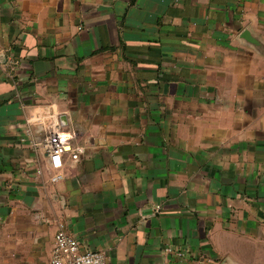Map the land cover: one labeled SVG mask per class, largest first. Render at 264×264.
I'll use <instances>...</instances> for the list:
<instances>
[{
	"label": "crops",
	"instance_id": "0c3cea01",
	"mask_svg": "<svg viewBox=\"0 0 264 264\" xmlns=\"http://www.w3.org/2000/svg\"><path fill=\"white\" fill-rule=\"evenodd\" d=\"M61 225L107 264H264V0H0V264Z\"/></svg>",
	"mask_w": 264,
	"mask_h": 264
},
{
	"label": "built area",
	"instance_id": "2783aa9c",
	"mask_svg": "<svg viewBox=\"0 0 264 264\" xmlns=\"http://www.w3.org/2000/svg\"><path fill=\"white\" fill-rule=\"evenodd\" d=\"M68 140L59 130L52 131L46 139L45 145L50 166L56 171L51 178L53 182L65 178L63 168L65 166V155L68 151H70V158L74 161L79 159L82 152L80 148L70 150ZM48 264H107V257L102 251L83 250L78 238L61 225L55 234Z\"/></svg>",
	"mask_w": 264,
	"mask_h": 264
},
{
	"label": "water",
	"instance_id": "95a60500",
	"mask_svg": "<svg viewBox=\"0 0 264 264\" xmlns=\"http://www.w3.org/2000/svg\"><path fill=\"white\" fill-rule=\"evenodd\" d=\"M62 119V123L63 124H66V120H65V117L61 118Z\"/></svg>",
	"mask_w": 264,
	"mask_h": 264
}]
</instances>
